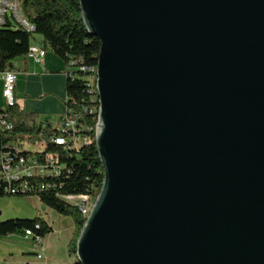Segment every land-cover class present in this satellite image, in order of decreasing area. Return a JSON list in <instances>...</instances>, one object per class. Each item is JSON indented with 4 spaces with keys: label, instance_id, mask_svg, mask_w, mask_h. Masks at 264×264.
<instances>
[{
    "label": "water",
    "instance_id": "water-1",
    "mask_svg": "<svg viewBox=\"0 0 264 264\" xmlns=\"http://www.w3.org/2000/svg\"><path fill=\"white\" fill-rule=\"evenodd\" d=\"M80 8L104 182L77 262L264 264V0Z\"/></svg>",
    "mask_w": 264,
    "mask_h": 264
},
{
    "label": "trees",
    "instance_id": "trees-1",
    "mask_svg": "<svg viewBox=\"0 0 264 264\" xmlns=\"http://www.w3.org/2000/svg\"><path fill=\"white\" fill-rule=\"evenodd\" d=\"M24 14L34 26V33H27L13 25L0 28V72L17 70V61L27 58L32 46L34 35L43 38V46L50 50L66 65V95L64 105L82 113V123L92 130L90 144L79 150L63 151L61 145L49 143L51 137L61 136L57 127L50 123L38 124V115L26 113L16 103L8 111L9 120L13 125L11 131H0V147L11 138L29 137L33 142H46L44 153L59 152L62 163L70 171L56 179L57 189L51 193L39 196L41 203L57 212L60 216L71 218L74 224L72 239L68 244V253L76 257L77 243L86 220L79 208L63 200L62 196L91 195L96 201L104 182V168L96 147V132L98 125V98L96 97V113H85V107H91L89 102L86 74L79 67L98 68L101 43L98 38L91 36L84 24L80 8V0H24ZM71 62L75 63L71 69ZM73 72L71 78L69 73ZM89 87V86H88ZM0 121H7V113L0 109ZM2 197H25L5 196ZM27 197V196H26ZM40 224L41 229L35 226ZM34 230L43 236L50 233L52 228L43 218L34 220L0 221V237L20 235L25 230ZM77 258V257H76ZM74 264H80L75 262Z\"/></svg>",
    "mask_w": 264,
    "mask_h": 264
},
{
    "label": "built area",
    "instance_id": "built-area-1",
    "mask_svg": "<svg viewBox=\"0 0 264 264\" xmlns=\"http://www.w3.org/2000/svg\"><path fill=\"white\" fill-rule=\"evenodd\" d=\"M24 0H0V28L8 24L16 26L27 33H34L35 28L30 23L23 10ZM47 49L43 45H35V50L28 51V59L34 63L44 66ZM17 64H15V67ZM75 66L71 62V69ZM79 69L86 74V86L88 67L81 66ZM69 76L74 77L70 72ZM18 80L17 70L0 72V81L3 83L2 96L7 101L4 108L7 113V121H0V131H11L13 125L9 120L8 111L16 104V85ZM89 102L92 106L85 107V113H96V87H88ZM83 115L74 108L65 107V114L57 124L61 136L51 137L49 143H61L63 151L79 150L90 144V133L92 130L85 123H82ZM46 142H33L29 137L11 138L0 147V193L5 196H27L37 197L45 193H51L57 189L56 179L63 174H70V171L62 163L59 152L44 153ZM63 200L70 205L79 208L84 219L89 217L90 209H93L94 199L91 195L62 196ZM38 231L41 229L38 223L35 226ZM24 241L34 244L37 256L43 258L45 246L43 236L34 230H25L21 233Z\"/></svg>",
    "mask_w": 264,
    "mask_h": 264
},
{
    "label": "rangeland",
    "instance_id": "rangeland-1",
    "mask_svg": "<svg viewBox=\"0 0 264 264\" xmlns=\"http://www.w3.org/2000/svg\"><path fill=\"white\" fill-rule=\"evenodd\" d=\"M40 39V36L34 35L32 42L34 43L35 40L39 41ZM51 55L54 56L49 51L45 58L44 70L40 65L37 68L33 63H30L31 71L29 73L23 71L18 73L16 103L26 113H40L48 118L52 125L56 126L65 114L67 68L66 65L64 66L59 62L60 59L56 60ZM48 61L51 65L48 64ZM46 69H51V71L47 72ZM46 74L49 76H46ZM6 105L7 101L3 98L0 90V109L4 110ZM0 213V221L2 222L17 219L34 220L37 217L44 218L56 231V234L51 236L52 239L57 237L58 230L61 228L60 224L57 223V218L60 215L39 202L37 197H2L0 198ZM67 221H72V219L68 218ZM67 232L68 234L65 233V236L68 235L70 238L73 236L74 230L71 233V230L68 229ZM26 243L28 242L21 239L19 235L0 237V264H27L29 262L27 257L34 262L44 264L45 259L40 260L37 255H24Z\"/></svg>",
    "mask_w": 264,
    "mask_h": 264
},
{
    "label": "crops",
    "instance_id": "crops-1",
    "mask_svg": "<svg viewBox=\"0 0 264 264\" xmlns=\"http://www.w3.org/2000/svg\"><path fill=\"white\" fill-rule=\"evenodd\" d=\"M40 38L41 39L39 41L35 40V42L32 45H43V38L41 36H40ZM49 51L50 50H47V54H48ZM51 56H53V55H51ZM53 57L56 58V60H59V58L57 56L54 55ZM59 62L62 65L65 66L63 61L59 60ZM30 63H33L34 66L37 67V68L39 66L38 64L34 63L33 61L27 60V58L17 61L16 68H17L18 73H20L21 71H23L24 73H29L31 71ZM21 64H24V65H21ZM48 64L51 65L50 61H48ZM41 68L44 70V66H41ZM46 70H47V72L51 71V69H49V70L46 69ZM58 71H61V70H58ZM46 76H49V75L46 74ZM2 89H3V83H2V81H0L1 93H2ZM17 96H18V88H17V85H16V98H17ZM35 114L38 115V121H37L38 124L47 123L48 122V123H50L52 125V123L45 116H42L40 113H35ZM52 126H54V125H52ZM38 200H39V202H41L40 199H38ZM67 220H68V218H65V217H62V216H59L57 218V223H59L60 227L63 228L64 230L59 227L60 230H58L57 237L55 239H52L51 236L56 234V231L54 230V227L48 221H46V219H44V221H46L48 223V225L52 228V233L48 234L43 239V241H44L43 245L45 246V252L43 254V258L40 259V260L45 259V263L44 264H74L77 261L76 257L71 256L68 253V244H69V242H70L72 237L69 238L68 235L65 236V233L68 234V232H67L68 229H70L71 233H72L73 230H74V224H73L72 221H67ZM19 236H20L21 239L24 240V238L22 237L21 234ZM26 244H27V246H26V248H25V250L23 252L24 255H30V254L31 255H37V251H36V248H35L34 244L31 243V242H28ZM27 258H28V261H29V262H27V264H39L38 262H34L29 257H27Z\"/></svg>",
    "mask_w": 264,
    "mask_h": 264
},
{
    "label": "bare ground",
    "instance_id": "bare-ground-1",
    "mask_svg": "<svg viewBox=\"0 0 264 264\" xmlns=\"http://www.w3.org/2000/svg\"><path fill=\"white\" fill-rule=\"evenodd\" d=\"M29 50H35V45H32ZM27 59H28V54H27ZM97 69L98 68H88L87 81L89 83V85H88L89 87H96V95H97V98H98V100H97L98 101L97 114H98V118H99V97H98L97 86H96V82H97ZM56 144L61 145V143H56ZM95 202H94V205H95ZM94 205H93V207H94ZM91 211H92V209L90 210L89 215H90ZM87 219H88V217L86 218V220Z\"/></svg>",
    "mask_w": 264,
    "mask_h": 264
}]
</instances>
